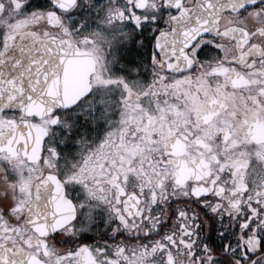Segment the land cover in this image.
<instances>
[{"label": "clouds", "instance_id": "9594fccd", "mask_svg": "<svg viewBox=\"0 0 264 264\" xmlns=\"http://www.w3.org/2000/svg\"><path fill=\"white\" fill-rule=\"evenodd\" d=\"M261 88L264 0H0V264H264L220 246L248 215L264 235V166L218 192L187 116L156 106L264 116Z\"/></svg>", "mask_w": 264, "mask_h": 264}, {"label": "snow or ice", "instance_id": "6c2138e0", "mask_svg": "<svg viewBox=\"0 0 264 264\" xmlns=\"http://www.w3.org/2000/svg\"><path fill=\"white\" fill-rule=\"evenodd\" d=\"M171 66V65H170ZM234 85L247 84L248 81L241 76L239 79L232 81ZM77 87L76 76L66 69V90H71ZM260 92L264 94V88L260 89ZM230 94L211 95L204 101L198 97L191 101L190 112L185 113L183 109H177L176 105H165L159 101L158 95L156 99L157 111L161 116L167 115L170 111H177L181 116H187L184 124L186 131L185 137L194 138V142L198 146H202L203 149L209 153V158H201V165H204V174L209 175L212 171V167H208L211 162H215L218 165L217 176L213 177L214 186L217 187L218 192L223 191V187L219 184V179L223 175H232L233 178L237 175V170L242 166H264V116L259 114V110L253 108L243 114L236 112L235 110L229 111L228 96ZM136 107H141L140 102L136 103ZM247 107V106H246ZM195 117V120L189 123ZM150 120L155 119L154 115H149ZM14 123V121L12 122ZM38 127V126H36ZM195 129V131H193ZM42 132L43 129H40ZM171 132L172 129L170 128ZM23 139V137H21ZM176 144H182V138L177 136ZM255 145V165L252 164L249 152V147ZM175 147V145L173 146ZM39 148V135L37 136V143L33 146L30 152L27 145L23 148V153L29 159H35L34 152ZM8 151L13 157L18 155L16 148L11 144L8 145ZM23 163V161H19ZM229 170L225 172L223 170ZM54 179V177H53ZM235 187L231 189L232 192H236L238 188L243 187L240 180H235ZM203 191H208L205 187ZM233 205L238 201L233 200ZM250 213H255L256 209L249 206ZM254 221L252 216L248 215L246 218L239 220L236 224V229L232 234H226L221 239V247H224V242L227 241L229 245L232 243H238L236 251L239 252L242 247L245 254L252 256L257 251L264 253V235L256 233L253 227ZM260 225L264 226V221H260ZM239 230L240 235L233 236L235 231ZM87 251V247L85 246ZM230 257L224 258V264H230ZM112 264H116L112 261Z\"/></svg>", "mask_w": 264, "mask_h": 264}]
</instances>
